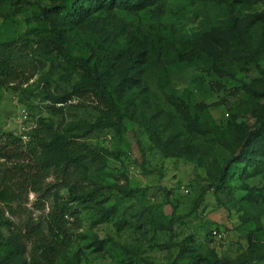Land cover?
Masks as SVG:
<instances>
[{
    "label": "rangeland",
    "instance_id": "1",
    "mask_svg": "<svg viewBox=\"0 0 264 264\" xmlns=\"http://www.w3.org/2000/svg\"><path fill=\"white\" fill-rule=\"evenodd\" d=\"M62 1L0 0V40L25 39L35 59L14 82L0 79V134L52 123L69 134L86 174L61 187L67 172L55 170L44 210L30 195L29 214L45 225L38 238L22 237V219L0 203L8 219L0 222V264H217L212 254L264 255V136L218 197L212 187L255 124L251 109L264 106V0H169L75 19L57 9L43 16L29 3ZM46 18L73 53L98 58L105 91L83 90ZM195 55L207 58L203 66L191 65ZM107 95L125 129L113 123ZM57 205L67 212L63 233L50 225Z\"/></svg>",
    "mask_w": 264,
    "mask_h": 264
},
{
    "label": "trees",
    "instance_id": "2",
    "mask_svg": "<svg viewBox=\"0 0 264 264\" xmlns=\"http://www.w3.org/2000/svg\"><path fill=\"white\" fill-rule=\"evenodd\" d=\"M88 1V2H87ZM169 0H63L54 6H42L40 3L29 2L32 6L41 9V15L47 12H63L71 16V19L85 18L94 9H127L141 11L151 6L160 7ZM51 26V38L53 45L66 59L69 67L75 69L81 78L83 90L93 89L106 90V83L98 68V58L92 51L80 55L72 52L66 44L62 27L52 19L46 18ZM0 79L14 82L22 73L29 71L35 62L32 46L25 39L10 37L0 40ZM198 53V52H197ZM199 54V53H198ZM207 58L195 55L193 66H203ZM190 63V62H188ZM108 96V95H107ZM109 100V96L107 97ZM108 111L112 114L113 123L121 129L124 116L120 109L112 105L109 100ZM256 122L248 134L241 140L239 153L236 152L218 174L214 187V193L218 197L221 191L227 188L229 173L238 162L247 163L248 152L259 149L261 142L257 137L264 136V106L251 109ZM52 123L43 122L31 133L16 134L14 132H3L0 134V203L14 217L22 219L19 233L27 239L38 238L43 235L45 225L37 221L33 214H29L28 204L30 195L35 194L37 199L34 205H39L38 210H44L52 190L47 187V181L55 170L67 172V184L61 187H69L72 181L86 174V168L77 154L68 148L69 134L65 130L54 131ZM28 137V140L24 139ZM203 194L196 203V208L206 203ZM67 212L65 206L57 205L52 212L51 227L58 233H63L67 227ZM185 216H179L178 221L183 223ZM5 218L0 214V222ZM200 219V218H197ZM8 219L4 220V223ZM176 222H170V229H175ZM211 261L217 264H264V255L253 256L245 254L237 258L221 257L212 254ZM16 264H26L17 262Z\"/></svg>",
    "mask_w": 264,
    "mask_h": 264
},
{
    "label": "built area",
    "instance_id": "3",
    "mask_svg": "<svg viewBox=\"0 0 264 264\" xmlns=\"http://www.w3.org/2000/svg\"><path fill=\"white\" fill-rule=\"evenodd\" d=\"M24 112H25V110H24ZM25 113H26V112H25ZM24 139H25V140H28V137H27V136H24Z\"/></svg>",
    "mask_w": 264,
    "mask_h": 264
}]
</instances>
